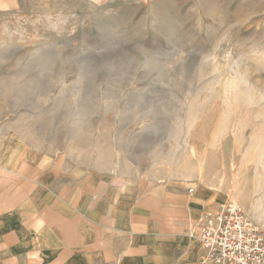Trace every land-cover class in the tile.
I'll list each match as a JSON object with an SVG mask.
<instances>
[{"label":"rangeland","instance_id":"1","mask_svg":"<svg viewBox=\"0 0 264 264\" xmlns=\"http://www.w3.org/2000/svg\"><path fill=\"white\" fill-rule=\"evenodd\" d=\"M5 123L78 169L233 201L264 232V0H0Z\"/></svg>","mask_w":264,"mask_h":264},{"label":"crops","instance_id":"2","mask_svg":"<svg viewBox=\"0 0 264 264\" xmlns=\"http://www.w3.org/2000/svg\"><path fill=\"white\" fill-rule=\"evenodd\" d=\"M4 127L0 264L198 263L187 224L214 203L183 183L78 169Z\"/></svg>","mask_w":264,"mask_h":264},{"label":"built area","instance_id":"3","mask_svg":"<svg viewBox=\"0 0 264 264\" xmlns=\"http://www.w3.org/2000/svg\"><path fill=\"white\" fill-rule=\"evenodd\" d=\"M187 236L201 247L197 264H264V232L233 201L190 220Z\"/></svg>","mask_w":264,"mask_h":264}]
</instances>
